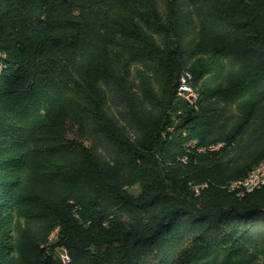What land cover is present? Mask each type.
Wrapping results in <instances>:
<instances>
[{
  "label": "trees",
  "instance_id": "16d2710c",
  "mask_svg": "<svg viewBox=\"0 0 264 264\" xmlns=\"http://www.w3.org/2000/svg\"><path fill=\"white\" fill-rule=\"evenodd\" d=\"M167 6L0 0V264H264V0Z\"/></svg>",
  "mask_w": 264,
  "mask_h": 264
},
{
  "label": "rangeland",
  "instance_id": "374dc122",
  "mask_svg": "<svg viewBox=\"0 0 264 264\" xmlns=\"http://www.w3.org/2000/svg\"><path fill=\"white\" fill-rule=\"evenodd\" d=\"M154 1L156 2V5L159 8L160 13L161 14H165L166 11L168 10V6H167L168 5V0H154ZM140 27H141L142 33L143 34H148L149 37L152 39V41L156 45H158L160 47L166 46V44H167V38H166V36L164 34H162V33H155L153 31H151L142 22H140ZM139 65H140L139 63H133L131 65V70H132V76L131 77L132 78L135 77L134 76L135 75V71H136V68L139 67ZM155 86H156V91L159 92V93H162V89H163V86H164L163 81H159L158 80L155 83ZM108 98H109V100H110V102L112 104L110 106L113 109V111H115L116 113L120 112V110H121L122 107L120 105V95L118 94V92L116 90L111 89L108 92ZM236 104H240V103H235V105L232 106V109L230 110V112H229V114L227 116V120H228L230 126H232L235 122H237L240 119V117H241V113H240L241 110H240L239 106H237ZM75 133H76V131H75ZM75 133H74V131H72L70 133V136L73 137ZM85 141L87 143H90V140L87 139V138L85 139ZM219 144H220V145H218L219 147L222 146V143H219ZM28 181H29V185L31 186L33 184L32 178L28 179ZM47 187H48V185H45V186L42 185V189H45V190L46 189H51V190H53V188H51V187H48L47 188ZM131 190L133 192H135V193H139L141 191V185H140V183H136L133 186H131ZM7 232H9V231H7ZM54 232H52V233H54ZM57 232L58 231H56L55 234H57ZM49 239L52 240L53 238L52 239L49 238ZM62 251H63V247H57V248L54 249V252H55L56 255H59Z\"/></svg>",
  "mask_w": 264,
  "mask_h": 264
},
{
  "label": "built area",
  "instance_id": "2783aa9c",
  "mask_svg": "<svg viewBox=\"0 0 264 264\" xmlns=\"http://www.w3.org/2000/svg\"><path fill=\"white\" fill-rule=\"evenodd\" d=\"M190 79H191V72L189 71H188V76H181L180 86H179V95L184 96L190 102L195 103L199 99V94L194 93L191 90V83L189 81ZM218 145H212L211 147H219ZM203 148L204 147H198L197 149L199 151H203ZM184 159H187V157H184ZM195 185H199V184H194V187ZM263 185H264V170H258V169L254 171V173L252 174V177L248 178L247 181H244L242 184H236V186H240V190H242V192L244 193H247L248 186H259L260 188ZM56 235L57 234H55V236L53 237V240L55 239ZM60 257L62 259L70 260L69 254L64 247H63V251L60 253Z\"/></svg>",
  "mask_w": 264,
  "mask_h": 264
},
{
  "label": "bare ground",
  "instance_id": "6f19581e",
  "mask_svg": "<svg viewBox=\"0 0 264 264\" xmlns=\"http://www.w3.org/2000/svg\"><path fill=\"white\" fill-rule=\"evenodd\" d=\"M181 76H188V71L183 73ZM192 73H191V78H192ZM191 90L194 92V93H197L192 85H191ZM217 147H210V149H215ZM203 150H206V148L204 147ZM186 157V156H185ZM184 159V157H183ZM186 160V159H184ZM264 170V159L259 163L257 164L254 168H252L246 175L242 176V177H238L236 179H234L233 181H231L230 185H229V188L230 190L236 192L239 196H244L246 193L242 192V190H240V186H236V184H242L244 181H247L248 178L252 177V174L254 173V171L256 170ZM194 187V186H193ZM200 185H195V190L198 191L200 189ZM256 188H259V186H248L247 187V192L248 191H252ZM56 231L54 233H52V237L55 235ZM65 262L69 261V259H63Z\"/></svg>",
  "mask_w": 264,
  "mask_h": 264
}]
</instances>
